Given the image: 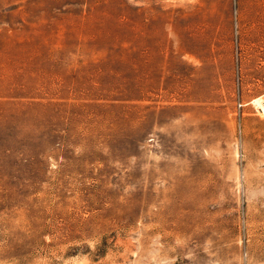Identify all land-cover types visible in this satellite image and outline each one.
<instances>
[{"label":"rangeland","instance_id":"rangeland-1","mask_svg":"<svg viewBox=\"0 0 264 264\" xmlns=\"http://www.w3.org/2000/svg\"><path fill=\"white\" fill-rule=\"evenodd\" d=\"M0 264H264V0H0Z\"/></svg>","mask_w":264,"mask_h":264}]
</instances>
